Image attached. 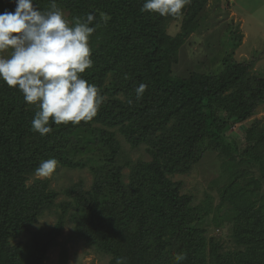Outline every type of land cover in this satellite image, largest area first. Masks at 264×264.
I'll use <instances>...</instances> for the list:
<instances>
[{
  "label": "trees",
  "instance_id": "trees-1",
  "mask_svg": "<svg viewBox=\"0 0 264 264\" xmlns=\"http://www.w3.org/2000/svg\"><path fill=\"white\" fill-rule=\"evenodd\" d=\"M34 2L50 9L51 0ZM144 2L56 0L70 23L95 16L93 66L82 76L104 101L92 121H50L53 131L41 137L31 126L38 108L0 80V264H43L67 221L87 247L109 257L107 264L118 258L176 264L177 253H186L181 264H264V120L251 121L264 103V68L234 60L241 36L230 32L217 72L175 75L180 48L202 27L208 0H190L179 20L141 11ZM15 7L14 0H0V13ZM173 21L180 22L175 36L167 32ZM140 84L147 88L137 100ZM234 127L238 141L230 134ZM113 129L133 147L145 144L151 157L128 165L127 183ZM215 152L226 172L218 202L213 206L207 197L209 203L194 206L170 176ZM53 157L64 168H88L90 187L73 184L62 191L67 200L56 202L48 180L35 177L39 164ZM53 210L57 219L47 232L14 242ZM207 224L229 228L231 247L208 238Z\"/></svg>",
  "mask_w": 264,
  "mask_h": 264
},
{
  "label": "clouds",
  "instance_id": "clouds-1",
  "mask_svg": "<svg viewBox=\"0 0 264 264\" xmlns=\"http://www.w3.org/2000/svg\"><path fill=\"white\" fill-rule=\"evenodd\" d=\"M14 3V12L0 13V80L17 88L27 104L38 108L32 130L44 137L53 131L50 121L56 125L92 121L104 101L100 89L82 76L93 66L89 39L96 31L95 16L89 13L86 19L74 18L70 23L56 0H51L48 10H41L34 0ZM188 3L145 0L141 11L179 20ZM109 18L104 14L105 23ZM146 88L140 84L135 89L137 100ZM58 163L54 157L43 160L35 175L50 177ZM186 258V253H177L176 264ZM117 264H123L122 259Z\"/></svg>",
  "mask_w": 264,
  "mask_h": 264
},
{
  "label": "rangeland",
  "instance_id": "rangeland-1",
  "mask_svg": "<svg viewBox=\"0 0 264 264\" xmlns=\"http://www.w3.org/2000/svg\"><path fill=\"white\" fill-rule=\"evenodd\" d=\"M64 16L66 18V14ZM200 19L199 23L205 29L200 30L202 28L200 27L184 39L177 64L173 66L175 75H186L189 72H217L220 69L219 60L224 53L220 46L225 43L230 32L241 36V44L233 54L234 60L236 62L253 60L254 70L264 68V0H208ZM167 32L172 36L179 34L180 22H170ZM254 119L264 120V103L258 108L251 121ZM237 130L238 127H234L230 134L238 141L242 137H239ZM113 131L120 148L118 163L124 166L123 180L127 183L128 165L137 161L149 162L151 157L146 151L145 144L133 147L122 133L116 129ZM220 164L216 152L206 154L200 163L188 172L175 174L170 176V179L181 183L179 192L181 195L192 197V205L209 203L207 197H210L214 206L218 202V188L222 185V178L226 173L219 168ZM35 177L48 180L49 188L59 194L56 199L58 203L67 200L62 191L71 185L81 182L83 187L88 189L92 182V175L86 167L69 169L58 165L50 177L37 175ZM56 211H59L58 208ZM56 211L40 216L38 222L14 242L26 243L33 232H47L56 222ZM206 229L208 238L220 239L226 243V246L231 247L228 241L229 228L223 230L208 225ZM108 261V256L87 247L83 240L75 235L72 225L67 221L56 243L48 249L43 264H107Z\"/></svg>",
  "mask_w": 264,
  "mask_h": 264
}]
</instances>
